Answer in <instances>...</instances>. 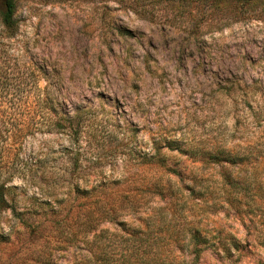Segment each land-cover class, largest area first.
<instances>
[{
	"label": "rangeland",
	"instance_id": "obj_1",
	"mask_svg": "<svg viewBox=\"0 0 264 264\" xmlns=\"http://www.w3.org/2000/svg\"><path fill=\"white\" fill-rule=\"evenodd\" d=\"M263 10L20 0L19 31L0 40V264H121L136 229L156 231L167 254L200 230L194 264H264ZM169 142L245 158L175 148L183 180L164 173L161 196L151 154ZM101 197L122 207L87 228Z\"/></svg>",
	"mask_w": 264,
	"mask_h": 264
},
{
	"label": "trees",
	"instance_id": "obj_2",
	"mask_svg": "<svg viewBox=\"0 0 264 264\" xmlns=\"http://www.w3.org/2000/svg\"><path fill=\"white\" fill-rule=\"evenodd\" d=\"M183 1L188 3H204L205 5L208 4L210 7L218 6V4L222 1H229L234 3L240 7H250L255 3L257 0H177ZM264 3V0H259ZM20 0H0V40L2 38L5 39L7 37L14 36L18 33L20 28V19L18 17V7H19ZM264 16V10L261 12ZM125 33L129 34L130 31H125ZM132 35V33H130ZM60 122V121H58ZM78 124V122H77ZM174 142H169L168 146L166 147V151H164L165 145H158L155 147V151L151 154V159L154 162L157 171H158V179L156 183H154V193L164 196V193H171L169 190L172 189L170 186L167 188L160 180H162V175L169 172H176L178 174V180H183L182 170L183 167L179 165L177 161H174L170 166L171 163H168L171 159L170 153L176 148L178 153H185L187 158L197 156L200 154L198 160H202L203 162H214V163H224L234 165L241 163L245 155H241L239 151H236L231 148L226 147H216L215 149L211 150H204L202 152H198L197 150H191V148L183 149V147L179 144L172 145ZM226 179L233 181L234 185L240 184L238 179L233 180L230 175H226ZM167 183H169L167 181ZM188 188V186H187ZM192 190V187H190ZM104 197L98 198L94 200V207H98V211L92 209L90 210L85 219H81L80 223L83 224L85 227L93 229L100 224L101 222L107 220H113L115 216L113 213L117 212L119 208L122 207V204H114L113 210L110 209V205L107 203L108 199H103ZM118 201V200H117ZM4 203V196L0 192V205ZM109 206V208H108ZM131 209L135 210L137 207V203L135 201H131L129 204ZM79 221V220H78ZM136 232H133V237H136L137 243L134 245L132 251H130L127 255L124 256L123 261L121 264H194L197 259L199 258L200 253L204 248H207V241L202 239L200 230H195L191 232L189 235L188 241L185 240L187 237V233L183 232L182 237L179 239L178 242L175 244H171V249L169 253H164L161 249L163 245L169 244L164 241V238L157 234L156 231L153 230H142L136 229ZM147 238H146V237ZM145 237V238H144ZM152 239V240H151ZM170 245V244H169ZM149 248V250L147 249ZM130 249V248H128ZM175 251V252H173ZM173 252V253H172ZM176 252L179 253V256L183 259L177 260L172 255L176 256ZM188 252L191 260L188 261L185 258V254ZM96 257H90L89 260L95 261Z\"/></svg>",
	"mask_w": 264,
	"mask_h": 264
}]
</instances>
